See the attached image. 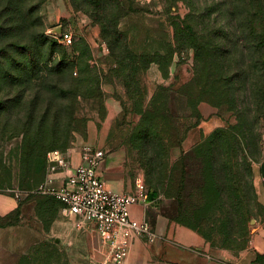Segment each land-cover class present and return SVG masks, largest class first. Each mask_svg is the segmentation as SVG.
Segmentation results:
<instances>
[{
  "label": "rangeland",
  "instance_id": "1",
  "mask_svg": "<svg viewBox=\"0 0 264 264\" xmlns=\"http://www.w3.org/2000/svg\"><path fill=\"white\" fill-rule=\"evenodd\" d=\"M192 1L190 14L204 21L199 30L225 26L235 34L223 0ZM132 2L145 11L137 26L149 35L137 37V46L150 54L159 50L165 61L171 30L165 0ZM176 8L188 16L186 4ZM131 24L125 23L129 31ZM0 29V264H91L98 258L93 226L77 227L58 201L34 192L44 179L47 152L60 150L71 160L84 146L100 149L101 169L112 164L130 189L140 180L147 195L155 193L145 209L153 217L195 232L213 249L260 258L254 239L264 230V90L253 105L251 81L238 70L246 63L239 44L232 45L235 80L229 92L219 82L216 99L208 101L192 84L187 87L191 52L164 63L163 74L150 63L137 76V88L125 86L112 72L88 6L0 0ZM60 33L70 34L71 42H57ZM26 44L35 60L49 59L46 66L30 61L21 48ZM218 71L222 79L225 70L220 65ZM219 130L228 132L232 157L210 148Z\"/></svg>",
  "mask_w": 264,
  "mask_h": 264
},
{
  "label": "trees",
  "instance_id": "2",
  "mask_svg": "<svg viewBox=\"0 0 264 264\" xmlns=\"http://www.w3.org/2000/svg\"><path fill=\"white\" fill-rule=\"evenodd\" d=\"M187 1L165 0L166 6L163 9L165 15L168 14L167 23L171 29L170 34H168L169 39L167 38L168 43L165 55L167 59L165 58V61H163L164 59L161 57L159 50L150 54L143 50L145 47L137 46V37L148 38L149 35L147 29L137 26L138 23L140 24L143 21L142 15H144L145 11L134 7L132 0H70V3L78 9H85L88 6V14L93 23L100 27L101 38L108 47V59L115 67L112 72L124 80L125 86L129 85L134 89L137 88V76L142 71H145L150 63L157 64L163 74L165 71L164 63L165 65L169 64L175 55L191 52L193 77L187 87L192 84L198 90V94L202 99L214 100L219 92L217 83H223L226 92H229V86L235 80L232 72H235L236 61L231 50L233 44H239L241 57L245 58L246 63L238 70L247 75L248 82L251 81L249 84L251 86L250 96L252 93L255 100L253 105H256L257 99L263 94L261 91L264 90V0H223L220 3L221 6L225 7L230 22L235 25V34L225 26L214 32L207 29L205 30L206 32L199 30L198 24H202L204 21L199 23V15L192 16L190 14L196 1L191 0V4L187 3ZM178 2L186 4L189 9L188 16L176 13ZM189 14L191 18L196 20L195 25L193 22L189 23ZM206 15H209V13ZM123 21L124 26L120 27V23ZM127 21L130 24L131 22L135 24L130 25L133 28L132 31L125 27ZM3 32L0 29V36H2ZM45 45L43 41L40 43L41 48L45 47ZM21 48L26 56H29L30 61L37 62V64L42 66L47 65L49 59L35 60L34 55L30 52L31 47L27 46V44ZM220 65L224 68L226 74L222 79L216 73L219 72L218 68ZM78 70L80 74L83 73L80 80H84L83 75L85 72L81 62L78 63ZM175 95H179L178 90H176ZM228 102L233 104L235 101L234 99L233 101L228 99ZM33 112V110L29 111V116H33ZM227 136V131H217L211 141L212 144L210 143V148L212 151H218L222 155L229 154L232 157L231 148L233 145L228 141ZM44 168L45 179L46 156ZM224 168L225 164L222 163L220 169L223 170ZM147 199L155 202V193L149 194Z\"/></svg>",
  "mask_w": 264,
  "mask_h": 264
},
{
  "label": "built area",
  "instance_id": "3",
  "mask_svg": "<svg viewBox=\"0 0 264 264\" xmlns=\"http://www.w3.org/2000/svg\"><path fill=\"white\" fill-rule=\"evenodd\" d=\"M57 37L58 42H71L70 34L60 33ZM79 154V164L72 167L65 153L48 152L45 179L34 192L58 201L63 214L73 219L77 227L80 228L82 222L93 226L99 235L100 246L98 258L91 264H126L133 239L145 238L148 243L156 239L147 221L130 217L132 206H148L146 188L136 180L132 193L109 191L100 174L103 152L84 146ZM61 171L65 172V177L57 184L53 176Z\"/></svg>",
  "mask_w": 264,
  "mask_h": 264
},
{
  "label": "crops",
  "instance_id": "4",
  "mask_svg": "<svg viewBox=\"0 0 264 264\" xmlns=\"http://www.w3.org/2000/svg\"><path fill=\"white\" fill-rule=\"evenodd\" d=\"M72 155L70 162L74 167L79 164L80 154H75V157ZM68 157L70 158V154ZM100 174L109 191L133 192L134 189L125 184L123 177L112 164L105 163ZM64 177V171L53 176L57 184ZM152 203L154 202L148 201V205ZM145 209L150 210V207L140 204L132 206L130 217L136 221H147L151 230H154L156 239L153 243L146 244L148 248L142 246L143 239H133L126 264H264V230H261L254 239V250L260 257L255 260L251 255L236 256L226 250L213 249L195 232L182 226H170L165 219L153 217Z\"/></svg>",
  "mask_w": 264,
  "mask_h": 264
}]
</instances>
